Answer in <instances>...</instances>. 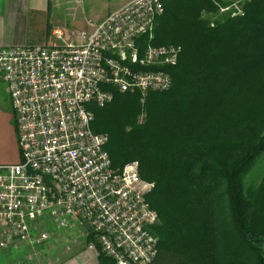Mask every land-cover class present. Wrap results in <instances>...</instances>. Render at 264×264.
I'll use <instances>...</instances> for the list:
<instances>
[{
  "label": "trees",
  "instance_id": "trees-1",
  "mask_svg": "<svg viewBox=\"0 0 264 264\" xmlns=\"http://www.w3.org/2000/svg\"><path fill=\"white\" fill-rule=\"evenodd\" d=\"M233 1L166 3L151 43L182 48L173 88L144 103L116 93L111 105L92 106L113 167L138 162L154 184L155 264H264V179L245 185L264 154V0L243 17L220 14ZM87 241L97 264H114L94 236Z\"/></svg>",
  "mask_w": 264,
  "mask_h": 264
},
{
  "label": "built area",
  "instance_id": "built-area-1",
  "mask_svg": "<svg viewBox=\"0 0 264 264\" xmlns=\"http://www.w3.org/2000/svg\"><path fill=\"white\" fill-rule=\"evenodd\" d=\"M170 1L131 0L85 30L55 29L48 46L0 47L21 154L18 164L0 165L1 249L47 243L52 226L78 228L114 264H155L159 215L147 201L154 184L138 162L113 167L109 135L92 129V106L111 105L116 93L144 103L173 88L182 48L151 43ZM252 1L220 14L243 17Z\"/></svg>",
  "mask_w": 264,
  "mask_h": 264
},
{
  "label": "rangeland",
  "instance_id": "rangeland-1",
  "mask_svg": "<svg viewBox=\"0 0 264 264\" xmlns=\"http://www.w3.org/2000/svg\"><path fill=\"white\" fill-rule=\"evenodd\" d=\"M44 1L39 14L27 13L22 22L5 24L0 31V47L51 45L53 30L61 29L66 36L72 31L85 30L91 22L102 21L112 10L131 0ZM25 4L24 1L22 5ZM39 6L41 7V2ZM140 119L144 120L145 117L141 116ZM263 179L264 154L249 171L245 185L255 189ZM50 231L53 238L39 246L15 244L8 249L0 248V264H97L98 252L91 249L84 230H58L52 226Z\"/></svg>",
  "mask_w": 264,
  "mask_h": 264
},
{
  "label": "crops",
  "instance_id": "crops-1",
  "mask_svg": "<svg viewBox=\"0 0 264 264\" xmlns=\"http://www.w3.org/2000/svg\"><path fill=\"white\" fill-rule=\"evenodd\" d=\"M24 1L26 4L23 6ZM40 2L41 7L39 6ZM42 4H45L44 0H0V31L4 29L7 22L13 24L22 22L27 13L28 15L39 14ZM20 161L21 154L10 96L6 85L0 84V165H14Z\"/></svg>",
  "mask_w": 264,
  "mask_h": 264
}]
</instances>
